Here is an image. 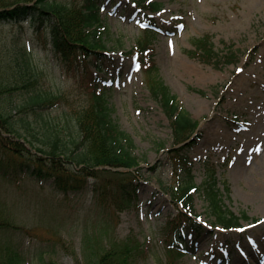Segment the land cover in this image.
I'll use <instances>...</instances> for the list:
<instances>
[{
	"label": "rangeland",
	"instance_id": "1",
	"mask_svg": "<svg viewBox=\"0 0 264 264\" xmlns=\"http://www.w3.org/2000/svg\"><path fill=\"white\" fill-rule=\"evenodd\" d=\"M157 1L162 7L153 14L154 61L180 104L199 120L188 149L194 181L202 186L213 170L217 187L224 193L226 185L231 188L225 204L236 214L249 216L242 219V228L223 230L214 225L202 193L195 191L199 220L207 227L197 239L189 240L177 264H221L223 260L264 264V191H255L248 182V176L264 165V126L257 128V120L264 118V0ZM99 2L102 25L109 29L107 51L100 59L104 70L91 63L67 67L54 53L49 33L37 31L31 21L0 22V64L11 63L0 79L15 80L17 60L26 52L42 73L44 86L64 95L44 113L54 122H63L66 114L90 102L95 89L91 78L99 73L105 85L97 90L105 91L114 120L134 140L141 158L136 201L116 211L101 205L92 187L66 196L56 190L52 179L40 181L32 173L13 180L0 175V219L15 225L0 229V257L16 253L24 264H87V255L102 241L95 235H103L108 219L104 243L109 236L117 241L137 237L145 253L135 256V264H168L163 228L177 211L165 189L175 182L168 153L173 130L149 88L144 72L148 54L141 65L136 52L143 26L152 24L146 22L137 0ZM206 34L219 53L232 46L236 62L210 63L189 55L187 51L195 47L192 39ZM30 94L17 88L3 94L0 104L20 120L23 111L15 106H22ZM216 129L224 135L210 137ZM87 235L93 239L92 248L85 243Z\"/></svg>",
	"mask_w": 264,
	"mask_h": 264
},
{
	"label": "trees",
	"instance_id": "2",
	"mask_svg": "<svg viewBox=\"0 0 264 264\" xmlns=\"http://www.w3.org/2000/svg\"><path fill=\"white\" fill-rule=\"evenodd\" d=\"M99 1L0 0V22L31 21L37 31L49 33L54 53L67 67H84L93 63L98 70H103L100 59L107 51L105 35L109 29L102 25ZM137 2L151 12L158 11L162 6L157 0ZM147 20L152 22L153 18L147 15ZM143 33L137 45L140 61L143 63L142 58L145 59L148 54L144 72L149 78V88L169 117L173 130V147L168 149V153L175 182L165 189L177 211L167 220L163 232L167 263L177 264L189 240L197 239L206 229L198 220L195 191L202 193L215 226L226 230L238 229L242 227V219H249V216L245 212L238 215L225 204L224 196L229 197L231 188L226 185V192L221 191L213 170L208 182L202 186L195 183L188 149L192 137L197 134L199 120L180 104L177 95L159 75L153 48L150 47L155 30L147 27ZM192 43L195 47L187 51L191 56L210 63L214 60L236 62L233 47L217 52L208 34L193 38ZM25 54L22 60H17L19 74L15 80L6 82L2 77L0 79V98L17 88L31 91L22 106H15L19 112L23 111L20 120L0 104V175L13 180L21 174L32 173L40 181L52 179L56 190L66 196L83 193L92 187L100 204L115 207L116 211L134 204L138 190L135 181L141 168V158L135 152L134 140L114 120L105 91L97 90L101 85L98 74L91 78L95 89L90 102L66 114L63 122H54L44 113L65 97L44 86L42 73ZM9 64L1 63L0 73L8 72ZM30 137L38 140L39 145ZM109 226L107 219L101 230L103 235L109 234ZM12 227H15L13 223L0 219V229ZM103 235H95L96 239L102 240L96 248H92V237H85V243L92 248L87 255V264H135V256L145 253L144 244L137 237L117 241L109 236V241L104 243ZM0 264L24 262L15 253L6 258L0 257Z\"/></svg>",
	"mask_w": 264,
	"mask_h": 264
},
{
	"label": "bare ground",
	"instance_id": "3",
	"mask_svg": "<svg viewBox=\"0 0 264 264\" xmlns=\"http://www.w3.org/2000/svg\"><path fill=\"white\" fill-rule=\"evenodd\" d=\"M246 74L249 75V72L247 71ZM259 126H264V118H259L257 120V128ZM220 132L221 131H218V129H216V132L213 134V136H210V137L214 138V136L216 135H224V132H221V133ZM248 178H249V181H248L249 184H251V187L254 188L255 191L257 192L264 191V165L261 166L259 169H256L255 172L250 175V177L248 176Z\"/></svg>",
	"mask_w": 264,
	"mask_h": 264
}]
</instances>
